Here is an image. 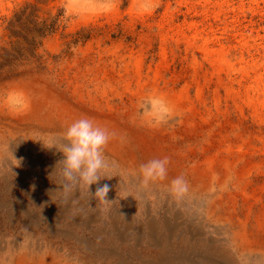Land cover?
Segmentation results:
<instances>
[{
    "label": "rangeland",
    "instance_id": "rangeland-1",
    "mask_svg": "<svg viewBox=\"0 0 264 264\" xmlns=\"http://www.w3.org/2000/svg\"><path fill=\"white\" fill-rule=\"evenodd\" d=\"M139 65L143 74L160 68L170 86L189 90L188 123L156 127L127 99L107 102L108 82L129 80ZM38 105L112 120L125 139L151 140L162 154L201 169L209 157L223 173L226 157L239 151L236 168L248 176L250 201L238 193V215L244 219L250 204L248 228L257 232L264 219V0H0V264L24 257L43 264H264L260 253L232 241L239 223L208 217L206 191L191 188L177 198L170 185H143L139 170L104 150L110 166L96 183L66 180L64 131L32 116ZM104 184L111 201L101 203L92 193Z\"/></svg>",
    "mask_w": 264,
    "mask_h": 264
},
{
    "label": "bare ground",
    "instance_id": "bare-ground-1",
    "mask_svg": "<svg viewBox=\"0 0 264 264\" xmlns=\"http://www.w3.org/2000/svg\"><path fill=\"white\" fill-rule=\"evenodd\" d=\"M83 50V49H82ZM109 51V50H108ZM118 51V50H117ZM109 54V52H108ZM113 54V53H112ZM131 54V53H130ZM129 54V55H130ZM125 55V54H124ZM127 55V54H126ZM104 56V55H103ZM108 56V55H107ZM112 56V55H111ZM131 56V55H130ZM136 56V55H135ZM102 57V55H101ZM119 57V56H118ZM117 57V58H118ZM121 57V55H120ZM132 57V56H131ZM116 58V57H115ZM116 58V59H117ZM123 58V56L121 57ZM120 58V59H121ZM130 58V57H129ZM103 59V58H102ZM110 59V58H109ZM124 59V58H123ZM107 60V59H106ZM117 61V60H116ZM98 62V61H97ZM118 62V61H117ZM123 62V61H121ZM128 63V61H127ZM133 63V62H132ZM131 63V64H132ZM106 64V63H105ZM134 64V63H133ZM115 65V64H113ZM142 65V64H141ZM104 66V65H102ZM106 66V65H105ZM119 66V65H118ZM125 70L128 73L129 67H127L126 63L124 64ZM135 66V65H133ZM152 66V65H151ZM132 67V66H131ZM106 68V67H105ZM109 68V66H108ZM120 68V67H119ZM101 69V67H100ZM113 69V67H112ZM121 69V68H120ZM132 70V77L128 80L122 77L116 83L108 82L109 89H104V95H107V102L114 99H121L122 101H130L134 110H138L140 107L141 101L150 94H157L161 95L166 99L169 106L173 110V115L170 120L166 123L156 125L163 127L167 125H171L174 127H181L183 126L187 120L192 116L190 106L188 107L189 97L188 93L189 90L185 87L178 90L175 83L173 85H169V82L165 79L162 71L160 68L154 70L153 74H143V69L139 65L133 68ZM108 70V69H107ZM151 70V69H150ZM105 71V70H104ZM111 71V70H110ZM115 71V70H114ZM113 71V73H115ZM117 71V70H116ZM112 72V71H111ZM110 72V73H111ZM118 72V71H117ZM108 73V72H106ZM122 73V72H121ZM118 74V73H117ZM129 74V73H128ZM105 75V74H104ZM119 75V74H118ZM98 76V75H97ZM103 76V75H102ZM107 76V75H106ZM123 76V75H122ZM105 77V76H104ZM111 77V76H110ZM92 78V77H91ZM94 78V77H93ZM107 78V77H106ZM103 79V78H101ZM112 79V78H111ZM117 79V78H116ZM87 80V79H85ZM84 80V81H85ZM83 81V80H82ZM81 81V82H82ZM98 81V78H97ZM104 81V80H103ZM124 81V82H122ZM170 81V80H169ZM96 82V81H95ZM92 83V82H91ZM99 83V82H98ZM105 83V82H104ZM80 84V83H79ZM82 84V83H81ZM96 84V83H95ZM88 85V84H87ZM23 86V85H22ZM77 86H79L77 84ZM94 86V85H93ZM101 86V85H100ZM206 86V85H205ZM25 87V86H24ZM23 87V88H24ZM28 87V86H27ZM33 87V86H32ZM80 87V86H79ZM107 87V86H105ZM31 88V87H30ZM200 88V87H199ZM76 89V88H75ZM80 89V88H79ZM84 89V88H83ZM82 89V90H83ZM91 89V88H90ZM98 89V88H97ZM202 89V88H201ZM200 89V92L202 90ZM27 90V89H26ZM81 90V89H80ZM37 91V90H35ZM34 91V92H35ZM40 91V89H39ZM96 91V90H95ZM33 92V91H32ZM81 92V91H79ZM91 92V91H89ZM98 92V91H97ZM108 92H112V96H109ZM96 93V92H95ZM102 93V94H103ZM106 93V94H105ZM51 94V93H50ZM84 94V93H83ZM82 94V95H83ZM93 94V93H92ZM36 95V94H35ZM42 95V94H41ZM81 95V94H80ZM97 95V94H95ZM99 95V93H98ZM51 96V95H50ZM190 96V95H189ZM200 96V95H199ZM203 96V95H202ZM201 96V97H202ZM52 97V96H51ZM104 97V96H103ZM42 98V97H41ZM97 98V97H96ZM191 98V97H190ZM93 99V98H92ZM197 99V98H196ZM55 100V99H54ZM91 100V99H90ZM95 100V99H94ZM193 100V99H192ZM199 100V99H198ZM218 100V99H217ZM49 101V100H48ZM51 101V100H50ZM60 101V100H59ZM101 101V100H100ZM204 99H202V102ZM220 101V100H219ZM55 102V101H54ZM57 102V101H56ZM61 103V102H60ZM101 103V102H100ZM112 103V102H111ZM116 103V102H115ZM198 103V102H197ZM212 103V102H211ZM222 103V102H220ZM65 104V103H64ZM67 105V104H66ZM112 105V104H111ZM190 105V104H189ZM192 106H194L191 103ZM225 105V103H224ZM227 105V104H226ZM235 105V104H234ZM68 106V105H67ZM106 106V105H105ZM214 106V105H213ZM229 106V105H228ZM5 107V106H4ZM107 107V106H106ZM109 107V106H108ZM128 107V106H127ZM254 107V106H253ZM56 108V107H55ZM113 108V107H112ZM115 108V107H114ZM215 108V107H214ZM219 108V107H218ZM106 109V108H105ZM193 109V108H192ZM195 109V108H194ZM224 109V108H223ZM222 109V110H223ZM227 109V108H225ZM241 109V107H240ZM43 108L38 105L33 110L30 111L32 116L38 117L43 121H46L49 124L57 125L61 128V130L65 131L67 126L73 122L74 120L87 117L92 119L96 124L105 128L110 133V139L108 143L104 146L103 150L109 153L111 156L117 159L121 164L127 165L136 172L139 170V166L142 163L147 162L153 158H163L167 157L168 164L166 166L167 172L166 176L163 180H156V182L160 184L170 185V181L177 176H182L184 181L186 182V190L195 188L201 189V191H206L210 194L209 198V205L208 212L210 219L214 222H221L223 221L225 224H235L239 223V227L233 232V240L239 248L245 251L254 252L257 251L260 253L261 256L264 257V237L261 235L264 229V219H258V228L257 232L255 230L249 229V220L251 216V205L247 206V212L245 213V218L241 219L238 215V193L241 194L243 198H245V202L250 201L247 200V196L245 195V190L247 189V180L248 176L246 177L244 173L239 174L238 169L236 168V163L239 159V151H232L231 155L226 157L229 160H226L224 163L226 166L223 173H220L218 170L213 167V162L211 158H208L209 164L206 165L204 168L201 169L200 166L202 165H192L186 164L183 160L171 157L167 154H162V152L158 151L152 144L151 140L147 139H135V140H127L125 139V131L122 129L120 125L112 120H107L99 117L88 116L86 114H80L79 112L69 108L64 107L61 108L60 111L54 112L52 110L42 111ZM199 110V109H198ZM208 110V109H207ZM243 110V109H242ZM263 110V109H262ZM261 110V112H262ZM97 111V110H96ZM100 111V110H99ZM103 111V110H102ZM107 111V110H105ZM218 111V110H217ZM221 111V110H220ZM255 111V110H254ZM202 112V111H201ZM200 112V113H201ZM205 112V111H204ZM227 112V111H226ZM103 113V112H102ZM107 113V112H106ZM109 113V112H108ZM117 113V112H116ZM207 113V112H206ZM215 113V112H214ZM246 113V112H245ZM135 114V112H134ZM197 114V113H196ZM255 114V113H254ZM262 114V113H261ZM264 115V114H263ZM203 116V115H202ZM132 117V116H131ZM136 118V117H135ZM139 118V116H138ZM193 118V117H192ZM2 119V118H0ZM144 119V118H143ZM148 121V118L146 117ZM215 120V119H214ZM136 121V120H135ZM139 121V120H138ZM190 121V120H189ZM121 122V120H120ZM7 123V122H6ZM123 123V122H122ZM144 123V122H143ZM188 123V122H187ZM11 124V123H10ZM134 124V123H133ZM138 124V123H137ZM5 125V124H4ZM30 125V124H29ZM139 125V124H138ZM142 125V124H141ZM144 125V124H143ZM151 125V124H150ZM10 126V125H9ZM8 126V127H9ZM130 126V125H129ZM132 126V125H131ZM228 126V125H227ZM260 126V125H259ZM39 127V126H38ZM37 127V128H38ZM56 127V126H55ZM54 127V129H55ZM1 128V127H0ZM10 128V127H9ZM13 128V126H12ZM20 128V127H19ZM23 128V127H22ZM31 128V127H30ZM131 128V127H130ZM146 128V127H145ZM154 128V127H153ZM235 128V127H234ZM5 129V128H4ZM25 129V128H24ZM132 129V128H131ZM151 129V128H150ZM233 129V128H232ZM264 129V128H263ZM262 129V130H263ZM16 130V129H15ZM58 130V128H57ZM60 130V129H59ZM127 130V129H126ZM55 131V130H54ZM156 131V129H155ZM231 131V130H230ZM239 131V130H238ZM243 131V130H242ZM249 131V130H248ZM57 132V131H55ZM164 132V131H163ZM253 132V131H252ZM47 133V132H46ZM150 133V132H149ZM235 133V132H233ZM50 134V133H49ZM259 134V133H258ZM153 135V134H152ZM262 135V134H261ZM260 135V136H261ZM264 135V134H263ZM125 136V137H124ZM234 137H239L240 134L236 131L233 135ZM259 136V135H258ZM252 137V136H249ZM255 137V134H254ZM204 138V137H203ZM226 138V137H224ZM241 138V137H239ZM238 138V139H239ZM259 138V137H258ZM264 138V137H263ZM205 139V138H204ZM209 139V138H208ZM232 139V138H231ZM246 139L244 138L243 141L246 143ZM250 139V138H249ZM202 140V139H201ZM223 140V139H222ZM234 140V139H233ZM248 140V139H247ZM242 141V140H241ZM249 141V140H248ZM163 142V141H162ZM221 142V141H220ZM231 142V141H230ZM250 142V141H249ZM240 143V142H238ZM261 143V142H260ZM191 144V143H190ZM220 144V143H219ZM225 144V143H224ZM233 141L231 145V149H233L236 145ZM249 144V143H248ZM171 145V143H170ZM197 145V144H196ZM162 146V145H161ZM178 146V145H177ZM251 146V145H250ZM263 149H264V141H263ZM172 147V146H171ZM174 147V146H173ZM229 147V146H228ZM247 147V146H246ZM255 147V146H254ZM202 148V147H201ZM225 148V147H224ZM248 148V147H247ZM159 149V148H158ZM219 149V148H218ZM227 150V148H225ZM245 149V148H244ZM252 149V148H251ZM182 150V149H181ZM192 150V149H191ZM225 150V151H226ZM163 151V150H162ZM170 151V150H169ZM264 151V150H263ZM262 151V152H263ZM1 152V151H0ZM193 152V151H192ZM201 152V151H200ZM224 152V151H223ZM243 152V151H242ZM164 153V152H163ZM189 153V152H188ZM217 153V152H216ZM260 153V152H259ZM264 153V152H263ZM176 154V153H175ZM209 154V153H208ZM187 155V154H186ZM200 155V154H199ZM206 155V154H205ZM213 155V154H211ZM236 155V157H235ZM257 155V154H256ZM209 156V155H208ZM220 156V155H219ZM224 156V155H223ZM253 156V155H252ZM39 157V156H38ZM182 158V157H181ZM190 158V157H189ZM204 158V157H203ZM243 158V157H242ZM202 159V158H201ZM214 159V158H212ZM218 159V158H217ZM225 159V158H224ZM260 159V158H259ZM113 160V159H112ZM190 160V159H189ZM207 159L205 158L204 161ZM254 160V159H253ZM220 161V160H219ZM250 161V160H249ZM201 162V161H200ZM246 162V161H245ZM248 162V161H247ZM260 162V161H259ZM53 163V162H52ZM192 163V162H191ZM199 163V162H198ZM197 163V164H198ZM207 163V161H206ZM215 163V162H214ZM222 164V163H221ZM118 166V165H117ZM219 166V164H218ZM121 167V166H120ZM254 167V165H253ZM259 167V166H258ZM262 167V166H261ZM124 169V168H123ZM128 169V168H127ZM254 169V168H253ZM126 170V168H125ZM183 170L186 171V177L183 176ZM222 170V169H221ZM244 170V169H243ZM126 172V171H125ZM129 172V170H128ZM245 172V171H244ZM254 172V171H253ZM263 173V172H262ZM136 174V173H135ZM138 174V173H137ZM257 174V173H256ZM259 174V173H258ZM129 176V175H128ZM137 176V175H136ZM253 177V176H252ZM255 177V176H254ZM264 177V176H263ZM245 178V179H244ZM204 179V180H203ZM192 180V182H191ZM129 181V180H128ZM200 181H203L200 184ZM260 181V180H259ZM246 182V183H245ZM251 184V183H249ZM259 185V184H258ZM257 185V187H258ZM261 185V184H260ZM252 186V185H251ZM263 186V185H262ZM261 187V186H260ZM263 188V187H262ZM248 191V190H246ZM253 191V190H252ZM256 191V190H254ZM251 192V191H250ZM205 193V192H204ZM261 193V192H260ZM201 194V193H200ZM249 194V193H248ZM202 195V194H201ZM253 195V192L252 194ZM203 196V195H202ZM259 196V195H258ZM251 197V196H250ZM205 202V201H204ZM253 202V201H252ZM206 203V202H205ZM254 209V208H253ZM201 211V210H200ZM207 211V210H206ZM245 211V210H244ZM243 213V212H242ZM202 214V213H201ZM208 215V214H207ZM244 215V214H243ZM252 220V219H251ZM209 222V221H208ZM212 224V223H211ZM234 225V226H235ZM252 225V224H251ZM254 225V224H253ZM206 227V226H205ZM214 227V226H213ZM220 227V226H219ZM254 227V226H253ZM217 228V227H216ZM207 229V228H206ZM215 229V228H214ZM216 231V230H214ZM222 235V234H221ZM224 235V234H223ZM218 236V235H217ZM226 237V236H224ZM223 240V239H222ZM228 240V239H227ZM224 241V240H223ZM226 244V243H225ZM222 247V246H221ZM230 247V246H229ZM228 247V248H229ZM230 249V248H229ZM248 253V252H247ZM221 254V253H219ZM224 255V254H223ZM226 255V254H225ZM250 254L248 253V256ZM247 256V257H248ZM254 256V255H253ZM35 257V256H34ZM48 257V256H47ZM256 257V256H255ZM49 258V257H48ZM47 258V259H48ZM261 258V257H260ZM36 259V258H35ZM44 259V258H43ZM42 259V260H43ZM14 260V259H13ZM31 259L24 257L18 261L19 264H43L40 261H30ZM45 260V259H44ZM52 260V259H51ZM236 260V259H235ZM264 260V259H263ZM50 262V261H49ZM48 263V262H47ZM53 263V262H52Z\"/></svg>",
    "mask_w": 264,
    "mask_h": 264
},
{
    "label": "clouds",
    "instance_id": "clouds-1",
    "mask_svg": "<svg viewBox=\"0 0 264 264\" xmlns=\"http://www.w3.org/2000/svg\"><path fill=\"white\" fill-rule=\"evenodd\" d=\"M142 113L148 122L154 125L166 123L172 118L173 110L164 97L150 94L140 104ZM110 139L107 129L96 124L92 119L81 117L71 122L63 132V143L59 150L63 153V176L68 181L79 179L88 185L96 183L101 173L109 168V162L103 154V148ZM168 159L153 158L139 166L141 183L163 180L166 176ZM170 192L179 198L186 191V182L182 176L170 181ZM107 184L96 188L92 193L101 203L108 200ZM123 214V213H121ZM124 215V214H123ZM135 215V214H134Z\"/></svg>",
    "mask_w": 264,
    "mask_h": 264
}]
</instances>
